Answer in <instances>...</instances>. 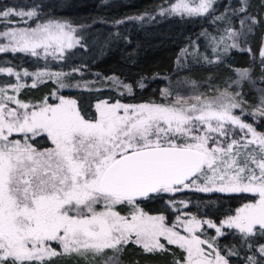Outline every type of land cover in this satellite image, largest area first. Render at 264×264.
Returning a JSON list of instances; mask_svg holds the SVG:
<instances>
[{"label": "snow or ice", "instance_id": "6c2138e0", "mask_svg": "<svg viewBox=\"0 0 264 264\" xmlns=\"http://www.w3.org/2000/svg\"><path fill=\"white\" fill-rule=\"evenodd\" d=\"M212 7L213 0H175L161 14L200 16ZM12 14L37 16L35 10L14 13L6 8L0 18ZM75 31L57 21L10 28L0 32L10 42L0 45V52L37 56V49L43 48L45 54L63 55L80 43ZM227 32L229 38L238 35L232 29ZM228 47L236 44L224 50ZM5 71L12 74L11 68H0ZM238 75L244 80L249 72L240 70ZM11 87L18 91L22 85ZM6 92L0 88V101L17 107L0 102V264H44L61 253L101 254L109 249L118 253L133 237L147 252L164 249L159 238L165 237L168 244L186 251L184 264H229L214 247L215 237L203 240L195 235L201 223L215 228L217 235H222L223 226L237 229L245 238L254 234V226L264 230V133L233 113L241 107L235 98L238 93L225 91L216 98L177 96L171 104L101 101L96 117L85 119L75 100L61 96L58 104L45 102L37 109ZM30 107L33 110L28 111ZM259 111L264 116V107ZM232 128L243 135L235 138ZM14 133L23 134V139H13ZM42 133L50 141L48 148L30 143ZM201 179L202 185L197 183ZM181 186L201 192L253 193L258 199L237 209L220 227L195 217H178L187 235L175 224L166 225L163 215H148L136 206L139 197L180 191ZM123 204L133 206L129 215L116 211ZM53 242L61 252L51 247ZM205 244L211 251L202 247ZM258 251L264 255V245ZM249 261L259 264L254 257Z\"/></svg>", "mask_w": 264, "mask_h": 264}, {"label": "rangeland", "instance_id": "374dc122", "mask_svg": "<svg viewBox=\"0 0 264 264\" xmlns=\"http://www.w3.org/2000/svg\"><path fill=\"white\" fill-rule=\"evenodd\" d=\"M145 0H82V5L78 2H71L69 9L71 11L66 12L65 10L60 9L56 4L50 3L46 5V10L43 9L41 3L36 4L34 7H21L17 5H6L0 9L3 11L6 8H12L15 12H28L35 10L37 16L29 18L27 16L20 17L15 14L10 15L6 20L0 18V32H5L10 28H35L38 24H43L48 21H57L61 23L70 24L76 31L74 36L78 37L81 42L82 34L84 29L89 25L87 23H78L77 20L80 18L76 12L73 10L79 9L80 6H83V10L88 12L91 9L101 8L106 13V18H108L111 24H117V21H134L136 23H147L157 17L164 19L163 25H153L150 28L143 29L139 31L134 37H126L119 46L114 47L111 50V53L122 54L123 51L129 49L131 55L127 59H132L130 64L134 65L135 60L144 55L151 50L165 44L172 45L173 54L172 60L169 66L162 67L161 69L152 68L149 71L141 70L137 78L132 82L127 80V76L130 73L129 69L132 65H129L130 68L119 67L117 72L111 73L106 80H109L112 84L111 87H105L102 89V93L105 98L101 101H107L110 104H115L119 102L126 105H140V104H171L177 96L183 98H192L197 95L202 96L208 91H214V88H205L203 84L206 80L203 73L207 71L210 63L214 60H224L226 61L230 71L226 77L223 78L221 86L229 91L231 94H239L236 96L237 102H243L248 107H251L250 110L260 114L259 109L264 107L262 105V100L264 96L262 93L259 96L258 92V83L255 77H253L251 72V67L249 66V57L246 54V51L243 49V44L239 37V28H240V19L235 16V14L240 9V0H213V7L204 15L200 16H181L176 14L169 15L168 13L161 14L162 9L170 8L171 4L175 3V0H158L157 7L153 10H148L144 8ZM198 2V0H196ZM264 2V0H263ZM79 4V5H78ZM73 9V10H72ZM124 10L123 12H120ZM212 15V20L214 23L208 22L207 18L209 15ZM86 17V16H84ZM136 17H141V19H136ZM220 17V19H217ZM104 18V17H103ZM102 19L99 21H104ZM212 21V22H213ZM227 29H232L238 33L237 36L229 38ZM223 37V40L221 39ZM214 38V39H213ZM10 42L7 38L0 36V45H7ZM167 43V44H166ZM236 44V47H228L225 51V46ZM80 44V43H79ZM78 44H75V47ZM72 47V48H73ZM71 48V49H72ZM65 49L63 55L56 54H45L43 48L37 49L39 55L33 56L30 52H20L23 55L41 60L43 62H60L64 59L65 55L71 50ZM53 50L50 49L51 53ZM264 52V44L260 50V56L258 59V64L260 70L264 71V56L261 53ZM7 53L15 54L17 52H12L11 50L6 52H0V62L3 69H12V74H9L7 71L0 72V88L7 89L6 95L13 96L24 104L30 106H35L37 109L39 106H42L45 102L47 104H58L59 97H64L65 99H73L69 94L61 89L60 86L55 87L53 84H39V75H34L28 73L25 75L26 70H19L11 65V62L8 58L5 57ZM136 58V59H135ZM95 61H90L84 63L78 69V75L80 83L86 84L92 82L93 78L87 77L88 73H92L89 69H93ZM176 69L181 70L184 74L187 73V78L179 76L180 78L173 79L172 75ZM247 69L249 72L248 78L240 80L238 75L240 70ZM42 73L38 72L37 74ZM52 73V72H51ZM54 73H58L57 70ZM94 73V72H93ZM92 73V74H93ZM18 74V76H17ZM42 81L43 76H41ZM45 81V80H44ZM156 81L161 85V90L157 95L153 91L151 84ZM13 85H22L18 91H14L11 86ZM35 85V86H33ZM124 85H129L130 90L125 88ZM34 92L35 103L29 102L25 98V94L28 92ZM168 93L169 95H163L162 93ZM98 101L96 105L100 103ZM6 103L9 108H15L17 105L11 101H0ZM78 108V107H77ZM23 112L24 109H18ZM33 110L32 107L28 111ZM264 117V116H262ZM247 123V122H245ZM249 124V123H248ZM235 133V138L239 139L243 133L240 132L238 128L231 129ZM257 132L264 133V131L256 130ZM31 136V134H29ZM13 139H23V134H13ZM51 144L48 146L50 147ZM47 147V148H48ZM198 184H203V180H198ZM184 188L181 186V190ZM187 189H195L190 187ZM169 194L168 197L162 199V210L157 212H148L144 210L141 203L136 199V206L143 210V212L148 215L158 216L163 215L165 217V224L169 227L174 224L177 225L176 230L179 231L182 235H187L184 232L182 226H180L178 217L180 220L191 219L195 217L199 221H211L217 227L221 226V221L225 220L229 216H234L237 209L243 207L245 204L253 203L258 199V196L255 194V199L245 202L239 205L231 215L225 216L224 218L214 221L211 218H200L197 215H194L192 211L189 210L190 206H201L200 201L185 200V199H176L171 196L175 192H165ZM253 194V193H249ZM121 215H129L133 211V206L128 204H123L118 206L117 210ZM227 228L226 226L221 227L222 234ZM234 229V228H233ZM236 234L239 233L235 229ZM262 232L259 226H254V234L250 235L248 238L250 241L251 237L256 233ZM208 234H211L210 236ZM240 234V233H239ZM195 235L200 236L203 240H210L212 237H215L214 247L218 248L221 255H223L229 262V264H250L249 257H254L259 264H264V255H262L258 249L261 245H264V240L257 242L255 246L251 247L250 250H247L245 253H242L239 249L238 238L234 237L231 244L224 247H220L217 244L216 239L220 238L221 235H217L216 229L209 227L207 223H201L200 227L196 230ZM235 235V234H234ZM135 240V237H133ZM161 239L167 241L165 237H160ZM51 247L56 249L57 252H61L60 246L53 242ZM206 251H211L207 248V245H202ZM187 253L185 251V258ZM44 264H119L117 259L113 256H104L103 254H93L91 252L81 255V254H71L64 255L60 254L50 259H46Z\"/></svg>", "mask_w": 264, "mask_h": 264}, {"label": "trees", "instance_id": "16d2710c", "mask_svg": "<svg viewBox=\"0 0 264 264\" xmlns=\"http://www.w3.org/2000/svg\"><path fill=\"white\" fill-rule=\"evenodd\" d=\"M78 2L82 5V0H0V9L6 5H17L21 7H34L36 4L41 3L43 9L46 10V5L50 3L56 4L60 9L66 12L71 11L69 5L71 2ZM158 0H145L144 8L153 10L157 7ZM78 4V5H79ZM240 9L235 14L240 19L239 37L243 44V49L249 57V66L253 77L256 78L258 83L259 96L262 93L264 96V71L260 70L258 59L260 56L261 47L264 44V2L263 0H240ZM83 6L75 11L80 18L78 23L89 24L83 31L80 44L73 47L60 62H43L23 55L20 52L15 54L7 53L5 55L11 62V65L19 70H26V72L34 75H38V72L51 74L55 70L61 73L60 76L43 75V80L39 76V84H53L55 87L64 85L61 87L67 94H69L76 101V105L85 119H94L96 117L95 103L105 98L101 92L105 87H111L112 84L106 77L113 72H117L119 67L130 68L129 65L132 59H127L131 55L129 49L123 51L120 55L118 53H111L114 47H117L126 37H134L136 34L143 30L152 27L153 25H163L164 19L157 17L145 24L136 23L134 21H121V23L111 24L106 13L103 9L94 8L85 12ZM121 10L120 12H123ZM86 16V17H84ZM104 17V18H103ZM255 18V23H253ZM106 19L104 21H99ZM208 22L214 23L212 15L207 18ZM213 21V22H212ZM243 21V24L241 23ZM167 44V43H166ZM173 48L170 44H163L150 52L141 55L135 60L134 65L129 69L126 77L127 80L134 81L139 72L149 71L152 68L161 69L170 65L172 60ZM90 61H95L93 69H89L92 73H88L87 77L93 78L92 82L83 84L80 83L78 69L84 64ZM1 67V62H0ZM230 69L224 60H214L210 63L207 71L203 73L206 77L205 88H214V91H208L203 94L202 97L216 98L221 93L227 91L221 86V82L224 77L227 76ZM186 77L181 70L176 69L172 75L173 79L180 78L179 76ZM151 86L153 91L158 95L161 90V85L154 81ZM230 93L229 91H227ZM34 92H28L25 94V98L33 103ZM195 101L189 99V103ZM240 103L241 107L233 109L235 115L241 116L244 122L251 124L256 130L264 131V117L250 110L243 102ZM243 111V115L241 112ZM35 147L43 149L50 145V141L46 134H41L30 139ZM202 180V179H201ZM169 194L165 192L150 193L148 197H139L137 200L141 203L144 210L148 212L161 211L162 199L168 197ZM176 199H185L193 201H200L201 206H190L189 210L200 218H211L214 221H218L225 216L231 215L234 210L241 204L255 199L254 194L246 192H233V193H221L218 191L201 192L196 189H183L176 191L171 196ZM116 206V211L118 210ZM235 229H226L220 238L216 239L217 244L220 247L226 245L229 246L233 242V238L237 237L238 247L242 253L250 250L255 246L257 242L264 240V234L262 232L256 233L249 240L245 238L241 233L236 234ZM235 234V235H234ZM209 236L211 234H208ZM132 239L127 245L121 246L120 252L114 250H105L101 253L104 256H113L117 259L119 264H184L185 250L181 249L178 245H171L164 239H161V244L164 245V249L156 250L153 252H147L141 244H137Z\"/></svg>", "mask_w": 264, "mask_h": 264}]
</instances>
